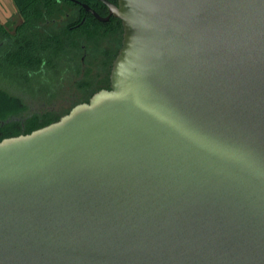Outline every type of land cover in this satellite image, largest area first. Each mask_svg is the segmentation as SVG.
Returning <instances> with one entry per match:
<instances>
[{"label":"water","instance_id":"obj_1","mask_svg":"<svg viewBox=\"0 0 264 264\" xmlns=\"http://www.w3.org/2000/svg\"><path fill=\"white\" fill-rule=\"evenodd\" d=\"M101 1L110 89L0 141V264H264V0Z\"/></svg>","mask_w":264,"mask_h":264},{"label":"trees","instance_id":"obj_2","mask_svg":"<svg viewBox=\"0 0 264 264\" xmlns=\"http://www.w3.org/2000/svg\"><path fill=\"white\" fill-rule=\"evenodd\" d=\"M77 1L93 5L95 0ZM11 2L20 24L14 33H10L0 22V82L8 79L7 73L22 75L21 78L27 80L32 75L44 73V69L52 63L50 55L67 59L69 63L73 62L72 51L64 48L75 46L70 43L74 42V34L65 26V22L56 29L51 22L52 19H59L76 7L71 0H11ZM51 46H56L58 50H43ZM13 89L0 83V141L28 134L58 120L57 116L48 118L47 115L40 116L36 113L28 116V105L20 95L13 92Z\"/></svg>","mask_w":264,"mask_h":264},{"label":"flooded vegetation","instance_id":"obj_3","mask_svg":"<svg viewBox=\"0 0 264 264\" xmlns=\"http://www.w3.org/2000/svg\"><path fill=\"white\" fill-rule=\"evenodd\" d=\"M106 1L118 6V0ZM71 2L76 7H73L74 9H71L70 13L59 19H52L51 22L55 25V29L65 22V26L74 34V42L70 43L75 46L64 48V50L72 51L73 62L66 64L61 74L67 76L68 80L73 83L79 101L69 109L58 110L55 102L51 103L57 95L52 89H49L42 95L43 103H48L49 106L43 105L37 111H28V116L36 113L40 116L47 115L48 118L57 116L59 120L76 105L87 103L95 93L110 89L112 64L122 44V23L110 13L109 7L101 0L93 1V5H87L77 0H71ZM18 25L10 33H14ZM30 50L32 49L30 48ZM43 50H58V48L51 46ZM79 54L81 55L80 59ZM50 67L53 68L52 65ZM29 108L30 106H28Z\"/></svg>","mask_w":264,"mask_h":264},{"label":"rangeland","instance_id":"obj_4","mask_svg":"<svg viewBox=\"0 0 264 264\" xmlns=\"http://www.w3.org/2000/svg\"><path fill=\"white\" fill-rule=\"evenodd\" d=\"M0 22L9 32H12L15 26L19 24L20 19L11 0H0ZM80 57L81 55L79 54V59ZM50 60L52 63L44 69V73L38 76L32 75L31 78L27 80L21 78L22 75L7 73L8 79L0 82L1 85L8 88H20L19 90L13 89V92L20 95L25 100L26 104L30 106L31 109H28L29 112L37 111L43 105L49 106L48 103L44 104V99H42V95L49 89H52L57 95V97L52 99L51 103L55 102L58 110L62 111L69 109L74 103L79 101L73 83L68 80L67 76L61 74V69L64 68L69 61L52 55H50ZM51 65L53 68L50 67ZM3 71L4 70H2V72Z\"/></svg>","mask_w":264,"mask_h":264}]
</instances>
